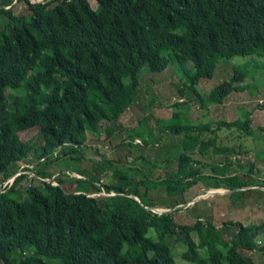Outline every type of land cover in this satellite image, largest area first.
<instances>
[{
    "label": "trees",
    "instance_id": "1",
    "mask_svg": "<svg viewBox=\"0 0 264 264\" xmlns=\"http://www.w3.org/2000/svg\"><path fill=\"white\" fill-rule=\"evenodd\" d=\"M22 1L25 13L14 14ZM96 2L97 10L89 0H0V176L5 184L18 174L16 167L32 151L38 166L37 174L25 166L12 185L0 188V264H176L170 241L186 247L182 258L191 264H258L245 252L264 256L257 241L264 224L230 221L217 227L198 219L182 225L175 218L177 207L189 203L185 194L197 178L213 181L209 190L254 187L235 173L215 175L213 164V175L205 176L195 158L198 149L204 157L210 149L230 153L217 145V137L205 138L208 132L238 128L252 136L250 115L222 121L214 130L209 123L174 127L177 134L188 133L172 178L155 175L153 182L141 173L131 188L132 179L123 182L117 169L116 183L105 188L108 198L73 192L64 180L54 183L39 170L61 151L80 152L87 134L99 135L104 123L111 136V126L133 107L147 79L144 70L160 74L177 65L203 108L245 92L243 67L207 97L196 86L213 78L222 59L264 57V0ZM33 128H39L36 136L23 141L20 133ZM80 176V184L102 191L86 173ZM157 183L170 193V212H154L148 202Z\"/></svg>",
    "mask_w": 264,
    "mask_h": 264
},
{
    "label": "rangeland",
    "instance_id": "2",
    "mask_svg": "<svg viewBox=\"0 0 264 264\" xmlns=\"http://www.w3.org/2000/svg\"><path fill=\"white\" fill-rule=\"evenodd\" d=\"M89 2L94 10H97L96 0ZM25 6L26 3L22 1L21 6L13 9L14 14L23 15ZM189 67L192 68V65ZM238 67L247 71V78L243 83L247 90L234 92L223 104L210 105L208 108H203L196 93L188 89L187 79L183 77L177 65H170L160 74H150L144 70L142 79H147L138 89L133 107L116 125L111 126L114 128L112 135L108 136L109 124L104 123L100 127L99 135L87 134L86 144L80 152L72 150L63 154L61 151L54 162L45 164L39 170L44 173L40 174L41 177L49 176L46 179L53 178L54 183L62 179L66 188L73 192L108 198L110 195L105 193V188L116 183L114 173L117 169L122 173L120 178L123 182L132 179L131 188H135L137 179L143 177L141 173L153 182L160 175L172 178V174L178 170V155L183 153L182 146L188 133L177 134L173 132L174 127L209 123L214 130L222 121L246 120L250 115L251 127L254 130L252 136H246L245 132L238 128L208 132L205 138L217 137V145L228 148L230 153L215 154L214 150L210 149L204 157L198 149L195 158L207 165L201 166L205 176L213 175L211 166H208L213 164L216 166L215 175L225 177L235 173L254 187L238 193L225 188L209 190L208 184L213 181L197 178L185 194L184 202L189 203L177 207L181 209L175 218L182 225H192L198 219L210 221L217 227L230 221L255 226L264 224V188L261 187L264 183V57L248 56L220 60L213 78L202 80L196 86V92L202 97H207L221 83L231 81L234 69ZM38 131L39 128H33L21 132L20 137L23 141H29ZM34 142L38 146L43 144L41 138H35ZM30 155L32 158L16 167L18 172L25 166H30L28 169L37 174V159L33 151ZM229 163L231 166L228 168L226 164ZM155 166L158 167L156 170ZM80 173H86L89 178L97 181L95 185L102 188V191L80 184ZM55 175L57 177L54 178ZM3 180V176H0V188L4 184ZM157 185L148 191V202L151 207L156 208L153 209L154 212H169L171 209L168 207L172 199L169 197L170 193L161 184ZM139 191L142 195L147 192L144 188ZM176 196L173 198L180 197ZM136 201L143 205L139 198H136ZM225 238L230 239L229 236ZM257 241L260 247L264 246V235L260 233ZM170 244L173 246L176 264H191L182 258L186 251L185 246L177 245L173 241H170ZM201 253L206 255L204 251ZM245 254L258 264H264V256L259 251ZM49 263L60 264L58 260Z\"/></svg>",
    "mask_w": 264,
    "mask_h": 264
},
{
    "label": "built area",
    "instance_id": "3",
    "mask_svg": "<svg viewBox=\"0 0 264 264\" xmlns=\"http://www.w3.org/2000/svg\"><path fill=\"white\" fill-rule=\"evenodd\" d=\"M30 2H32V3H37V2H44V1H46V0H29ZM18 3V0H15V3L14 4H17ZM8 9H10V7H7V10ZM30 167V166H29ZM31 168V167H30ZM24 173V171H20L18 174H16L15 176H13L9 181H7L5 184H4V188H6V186L7 185H12L13 184V182L15 181V179L18 177V176H20L21 174H23ZM27 173H29V172H27ZM30 175L31 176H33V177H35L36 175L33 173V172H30ZM55 177H57V176H55ZM40 179V178H39ZM49 181V180H48ZM3 188V189H4Z\"/></svg>",
    "mask_w": 264,
    "mask_h": 264
},
{
    "label": "crops",
    "instance_id": "4",
    "mask_svg": "<svg viewBox=\"0 0 264 264\" xmlns=\"http://www.w3.org/2000/svg\"><path fill=\"white\" fill-rule=\"evenodd\" d=\"M18 6H21V3L18 5ZM93 8V7H92ZM94 9V8H93Z\"/></svg>",
    "mask_w": 264,
    "mask_h": 264
},
{
    "label": "water",
    "instance_id": "5",
    "mask_svg": "<svg viewBox=\"0 0 264 264\" xmlns=\"http://www.w3.org/2000/svg\"><path fill=\"white\" fill-rule=\"evenodd\" d=\"M170 211H171V210H170ZM170 211H169V212H170Z\"/></svg>",
    "mask_w": 264,
    "mask_h": 264
}]
</instances>
